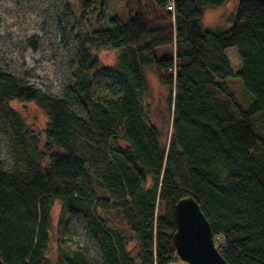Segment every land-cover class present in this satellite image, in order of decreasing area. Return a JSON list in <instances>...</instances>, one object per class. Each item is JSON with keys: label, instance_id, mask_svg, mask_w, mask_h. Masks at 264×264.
Segmentation results:
<instances>
[{"label": "trees", "instance_id": "obj_1", "mask_svg": "<svg viewBox=\"0 0 264 264\" xmlns=\"http://www.w3.org/2000/svg\"><path fill=\"white\" fill-rule=\"evenodd\" d=\"M226 1L127 0V16L107 23L106 0H81L61 97L0 69V135L17 161H0L4 264H51L55 203V264H96L65 247L79 220L102 264H173L174 208L185 197L200 205L228 264H264V0H239L229 29L204 30L205 9ZM101 50L118 52L113 66L101 64ZM147 68L169 93L165 144L145 106ZM15 102L35 104L45 128L32 130Z\"/></svg>", "mask_w": 264, "mask_h": 264}, {"label": "rangeland", "instance_id": "obj_2", "mask_svg": "<svg viewBox=\"0 0 264 264\" xmlns=\"http://www.w3.org/2000/svg\"><path fill=\"white\" fill-rule=\"evenodd\" d=\"M145 1V0H143ZM239 0H227L219 8H206L202 20L204 30H227L235 18ZM127 0H106L103 16L105 22L117 16L124 18ZM81 0H0V69L53 96L61 97L71 83L69 70L71 32L76 29L80 16ZM93 23V22H92ZM107 26V25H106ZM85 30V24L83 25ZM104 66H113L118 52H95ZM235 75L241 70L237 51H226ZM148 95L145 106L150 123L160 132L163 143L171 134L173 110L169 105V93L158 81L153 69L145 71ZM236 76L230 84L239 86ZM12 107L35 131L45 128L48 118L35 104L15 102ZM0 161L12 169L17 161L9 137L0 135ZM61 206L54 204L52 229L47 257L51 264L57 261L60 245ZM65 247L73 252L84 249L96 264H102L97 245L91 240L83 221H77L66 233ZM134 244L131 245L133 249ZM173 264H185L175 261Z\"/></svg>", "mask_w": 264, "mask_h": 264}, {"label": "water", "instance_id": "obj_3", "mask_svg": "<svg viewBox=\"0 0 264 264\" xmlns=\"http://www.w3.org/2000/svg\"><path fill=\"white\" fill-rule=\"evenodd\" d=\"M177 256L185 264H228L219 253L209 221L200 205L185 197L175 205ZM0 264H4L0 254Z\"/></svg>", "mask_w": 264, "mask_h": 264}, {"label": "built area", "instance_id": "obj_4", "mask_svg": "<svg viewBox=\"0 0 264 264\" xmlns=\"http://www.w3.org/2000/svg\"><path fill=\"white\" fill-rule=\"evenodd\" d=\"M167 9L170 10V11H172V4L171 3L168 5V8Z\"/></svg>", "mask_w": 264, "mask_h": 264}]
</instances>
